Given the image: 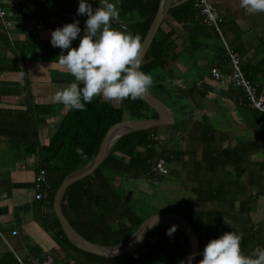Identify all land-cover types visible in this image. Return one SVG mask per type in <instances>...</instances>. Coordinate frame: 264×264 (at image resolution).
<instances>
[{"label": "crops", "instance_id": "obj_1", "mask_svg": "<svg viewBox=\"0 0 264 264\" xmlns=\"http://www.w3.org/2000/svg\"><path fill=\"white\" fill-rule=\"evenodd\" d=\"M207 1L217 10L216 29L201 21L190 0H170L154 35L164 42L166 52L165 69L156 83L162 85L159 91L172 113V122L157 130L154 149L169 157L167 174L177 169L183 181L188 178L189 191L198 186L197 203L190 206L221 210L219 224L227 218L231 221L227 229L243 230L241 249L250 254L264 247L263 116L242 101L237 87L213 79L209 69L228 70L225 45L238 53L246 77L261 83L264 13H249L239 0ZM75 2L3 0L11 24L7 33L0 31V264H30L29 258L44 254L51 255L52 264L81 261L43 228L50 207L43 203L45 199H34L32 187L42 166L41 147L67 108L55 102V93L74 78L58 61L38 59L37 50L31 54L34 58L25 59L14 46L25 40L50 41L52 30L73 20H79L83 35L86 16L77 15ZM18 6L30 12H19ZM146 15L131 10L119 19L129 30L130 24L142 22ZM38 21L42 28L26 34ZM124 115L129 119L126 111ZM208 187L220 190L224 197L201 198L200 191ZM253 208L259 213L257 220L251 218ZM62 213L68 222L72 220L67 211Z\"/></svg>", "mask_w": 264, "mask_h": 264}, {"label": "trees", "instance_id": "obj_2", "mask_svg": "<svg viewBox=\"0 0 264 264\" xmlns=\"http://www.w3.org/2000/svg\"><path fill=\"white\" fill-rule=\"evenodd\" d=\"M96 2L99 3V0ZM156 6L157 0H119L117 4L121 18L131 10H135L138 15L147 14L142 22L129 25L130 32L139 34L141 39ZM172 10L170 8L168 11L172 12ZM158 31L159 29L156 33ZM78 44L79 39L74 40L72 47H77ZM14 46L17 53L25 59L34 58L31 54L37 50L38 59L57 62V57L61 53L58 47H52L50 41L25 40ZM165 64L164 42L154 36L143 56L140 70L152 76L153 85L149 92L162 102L164 98L159 90L163 88L156 81L162 75ZM240 67L242 70L241 65ZM244 76L246 77L245 74ZM246 78L253 82L248 76ZM242 101L244 102L243 98ZM125 111L129 118L157 116L156 112L140 98L135 101L125 99L115 107L96 97L85 105L83 111L70 110L68 107L65 109L47 144L41 147L40 161L46 171V181L50 185L47 197L43 198L45 199L43 203L50 207L49 221L42 223L43 228L52 234L53 240L60 247L80 258V264H179L186 254L187 241L183 232L177 227L169 236L166 232L170 225H154L129 251L113 257H102L80 250L69 243L51 210L52 196L59 182L67 173L85 164L96 153L107 129L126 119ZM162 126L136 130L120 136L111 146L106 157L91 173L67 186L61 199V210L70 214L72 220L69 224L80 236L99 245H114L128 237L138 224L150 215L141 208H135L132 197L125 198L122 187L127 177L139 178L144 175L148 168V160L158 156L166 161L169 160L162 151L157 152L154 149L156 142L154 137ZM77 148L83 149V156L77 154ZM211 187L200 191V197L209 201L224 197L220 190L213 188L212 191ZM195 188L192 187L197 198L198 193ZM181 208L179 215L188 223L197 238V251L192 264H198L207 242L231 230L227 229L225 223L224 226L219 224L221 210L195 208L187 203ZM234 232L244 233L243 230L236 229ZM250 238L253 239V232ZM9 257L16 262L12 255Z\"/></svg>", "mask_w": 264, "mask_h": 264}, {"label": "clouds", "instance_id": "obj_3", "mask_svg": "<svg viewBox=\"0 0 264 264\" xmlns=\"http://www.w3.org/2000/svg\"><path fill=\"white\" fill-rule=\"evenodd\" d=\"M118 3L119 0H99L93 8L89 0H79L77 15L87 17L83 35L79 20L51 31L52 47L61 50L58 64L74 78L55 93V102L70 110L83 111L96 97L108 103H122L125 99L135 101L149 92L153 78L140 70L141 36L131 33L126 25L121 24L120 29L112 26L113 21L119 20ZM239 6L251 14L264 13V0H239ZM77 39L78 46L72 47ZM76 152L84 155L81 148ZM224 223L229 225L231 221L224 218ZM175 231L176 226L172 225L166 234L171 236ZM242 238L243 233L229 231L210 239L198 264H264V247L258 246L245 254L241 249Z\"/></svg>", "mask_w": 264, "mask_h": 264}, {"label": "water", "instance_id": "obj_4", "mask_svg": "<svg viewBox=\"0 0 264 264\" xmlns=\"http://www.w3.org/2000/svg\"><path fill=\"white\" fill-rule=\"evenodd\" d=\"M169 2L170 0H158L157 2V7L154 15L151 18V21L141 39L143 45L141 61L152 38L156 33V30L163 16L167 11ZM140 99L145 102L152 110H154L157 116L155 118L124 119L110 126L107 129L96 153L85 164L67 173L59 182L52 196V211L55 218L57 219L62 233L69 243L80 250L102 257H113L129 251L144 237L146 232L154 225H175L183 232L187 241L186 254L179 264H189V258H191L192 264L197 251V238L188 223L178 214L172 212H161L148 215L123 241L111 246H102L90 242L80 236L71 227L61 211V199L67 186L72 182L91 173L106 157V155L110 151L111 146L120 136L132 131L147 129L153 126L166 125L172 122L171 110L164 102L159 100L150 92L140 97ZM156 217L158 218V220L156 219Z\"/></svg>", "mask_w": 264, "mask_h": 264}, {"label": "built area", "instance_id": "obj_5", "mask_svg": "<svg viewBox=\"0 0 264 264\" xmlns=\"http://www.w3.org/2000/svg\"><path fill=\"white\" fill-rule=\"evenodd\" d=\"M191 5L199 12L201 15V21L212 26L214 29L217 28V10L210 2L207 0H190ZM79 3V0H76ZM93 8L98 6L96 0H89ZM18 11L23 14H28L30 10L24 6H18ZM7 13L3 8V0H0V31L7 33L10 27V20L7 19ZM121 24L126 25L120 19L118 21H113L112 26L120 29ZM42 28L41 22H36L32 25L29 31H25L26 34H35L37 30ZM122 30V29H121ZM224 58L227 61L229 68L224 73L218 71L217 68L212 67L209 69L210 76L218 81H224L232 84L241 91L242 98L247 106L259 111L263 116L264 124V67L262 73L261 83L249 81L243 74L240 67L239 55L236 51L226 47L224 45ZM148 168L145 173V180L150 183H156L162 176L167 174L168 168L166 161L163 157H156L147 161ZM34 190V199H43L47 196L50 189L49 183L46 181L45 169L40 166L32 183ZM13 233V232H11ZM16 261L19 262L17 256H15ZM30 264H52L53 260L51 255L44 254L41 258H29Z\"/></svg>", "mask_w": 264, "mask_h": 264}, {"label": "rangeland", "instance_id": "obj_6", "mask_svg": "<svg viewBox=\"0 0 264 264\" xmlns=\"http://www.w3.org/2000/svg\"><path fill=\"white\" fill-rule=\"evenodd\" d=\"M84 19L86 20L87 17H84ZM178 147L177 145L174 150H177ZM180 176V172L177 169H173L162 176L156 183L147 182L144 177H127L125 180L126 184L122 187L123 193L127 199L132 197L131 200L135 208H141L143 212L150 215L161 212H172L179 215L184 204L194 205L197 203L194 192L189 191L190 183L188 178L183 181ZM226 177L228 178V176ZM196 187L198 188V186ZM252 212L255 215L251 218L257 220L259 213H255L256 209L254 208Z\"/></svg>", "mask_w": 264, "mask_h": 264}]
</instances>
